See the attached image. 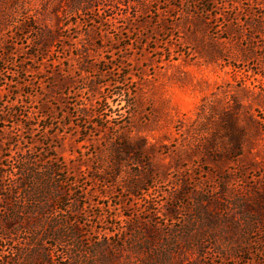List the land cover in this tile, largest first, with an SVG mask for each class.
Returning a JSON list of instances; mask_svg holds the SVG:
<instances>
[{
	"label": "rangeland",
	"instance_id": "1",
	"mask_svg": "<svg viewBox=\"0 0 264 264\" xmlns=\"http://www.w3.org/2000/svg\"><path fill=\"white\" fill-rule=\"evenodd\" d=\"M7 188L71 229L54 262L264 264V0H0Z\"/></svg>",
	"mask_w": 264,
	"mask_h": 264
},
{
	"label": "trees",
	"instance_id": "2",
	"mask_svg": "<svg viewBox=\"0 0 264 264\" xmlns=\"http://www.w3.org/2000/svg\"><path fill=\"white\" fill-rule=\"evenodd\" d=\"M82 1H84L85 4H89V2L92 0ZM61 172H63V169L60 167V165L54 164H50L44 171L42 170L41 173L46 179V187L44 188L47 189V187L49 188V185H53V188L57 190L60 183L62 182V179L59 178L60 176H62ZM3 191L4 192H2V199L4 201L5 209L0 218V222L1 225H5L7 230L1 229L2 236L4 238H8L10 234L16 233L18 229H23L22 231L24 233H27L31 237V239L25 245H23V248L20 250L23 255V257H21L20 259L21 263L77 264V255L81 251H86L87 249L83 245V242L80 238L78 239L77 244H75L74 242V244H71L70 249L64 253L65 256L60 261L54 262L51 258V253L47 249H45L44 241L46 239L52 240L56 244L60 239L66 240L73 238L71 232H69L71 229L69 227L67 228V225H62L63 229L61 228V230L60 228H56L55 230L53 229V223H55L57 220L46 218L45 213L49 210V207L47 205L49 196H47L46 193L42 195V200L40 197L32 198L30 195H28V198L30 199L29 202H27L28 204L20 207L16 205L15 190L7 188ZM59 208V210H62L61 207ZM65 221L67 222L68 220L65 219ZM6 264L15 263L13 261H7Z\"/></svg>",
	"mask_w": 264,
	"mask_h": 264
}]
</instances>
